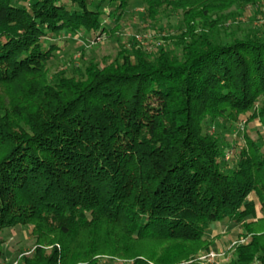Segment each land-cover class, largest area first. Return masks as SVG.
<instances>
[{
    "label": "trees",
    "instance_id": "16d2710c",
    "mask_svg": "<svg viewBox=\"0 0 264 264\" xmlns=\"http://www.w3.org/2000/svg\"><path fill=\"white\" fill-rule=\"evenodd\" d=\"M132 1L0 0V86L15 90L0 101V264L19 226L36 246L20 264H180L216 223L264 221L263 144L246 136L226 161L211 125L264 116V0H135L149 51L132 39L48 77L50 38L95 41ZM243 236L230 264H264V232Z\"/></svg>",
    "mask_w": 264,
    "mask_h": 264
},
{
    "label": "rangeland",
    "instance_id": "374dc122",
    "mask_svg": "<svg viewBox=\"0 0 264 264\" xmlns=\"http://www.w3.org/2000/svg\"><path fill=\"white\" fill-rule=\"evenodd\" d=\"M263 6V5H261ZM107 11V9L105 8ZM144 15V9L133 0L125 13L121 16L118 27L113 28L111 31L102 32L96 37L95 41H89V35L85 33H62L57 39L50 38L54 41L60 49L56 52V56L50 62L48 69V77L54 75L55 72H65L68 77H72V72L80 69L83 63H87L89 60L97 63L108 64L117 58L119 50L129 46L133 39L136 47L150 50L151 46L155 42V32L153 27H150L147 21H144L141 17ZM106 21L108 18H105ZM262 21V20H261ZM263 22V21H262ZM171 25L174 28H178L180 23L178 19H172ZM257 25V24H256ZM260 23L257 27L261 28ZM141 38V40L137 39ZM139 40V41H138ZM159 43V42H158ZM147 45V47H144ZM102 67V64L100 65ZM5 91L4 87L0 86V101L8 102V100L14 95L15 90ZM259 103L255 105V110L260 109L263 105L264 98L258 100ZM256 112V111H255ZM248 114L241 115L236 121L226 122L218 121L212 122V132L219 133L221 137L227 141L224 142L225 147L224 155L229 154L227 160H231L232 157H236L241 147L246 145V136L252 139H260L264 146V116H256L250 119ZM216 124L219 126L217 128ZM213 232L208 233V238L211 240V246L209 251L224 253L223 259H219L218 264H230L233 249L236 246H232L235 242L245 241L243 234L249 231L260 234L264 232V221L253 222L246 229L243 226L235 225L224 221L213 225ZM4 238L2 245L3 257L1 264H20L21 257H27L32 259L35 255V241L30 235L29 227H16L10 230H4L1 233ZM242 244V243H241ZM239 244V245H241ZM59 250L60 247L55 245ZM45 250L51 249L49 247H42ZM208 251L199 252L195 258L190 259L187 262L180 264H198L195 261L200 255L207 253ZM109 257H101L102 262H108ZM111 264H125V260L113 258ZM256 264V263H254Z\"/></svg>",
    "mask_w": 264,
    "mask_h": 264
},
{
    "label": "built area",
    "instance_id": "2783aa9c",
    "mask_svg": "<svg viewBox=\"0 0 264 264\" xmlns=\"http://www.w3.org/2000/svg\"><path fill=\"white\" fill-rule=\"evenodd\" d=\"M137 39H139V38H137ZM139 40H141V38ZM144 47H147V45H144ZM147 49H149V47H147ZM228 156H229V154L227 153L225 155V158L227 159ZM243 242H244L243 240L240 242H235V243H233L232 246H237ZM223 257H224V253L208 251L207 253H204V254L200 255L198 258H196L195 261H198V264H218L217 261L219 259H223Z\"/></svg>",
    "mask_w": 264,
    "mask_h": 264
}]
</instances>
